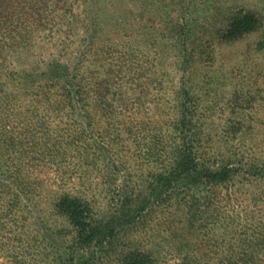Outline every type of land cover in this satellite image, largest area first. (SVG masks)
<instances>
[{"label":"rangeland","instance_id":"obj_1","mask_svg":"<svg viewBox=\"0 0 264 264\" xmlns=\"http://www.w3.org/2000/svg\"><path fill=\"white\" fill-rule=\"evenodd\" d=\"M28 1L17 0L16 10L31 14ZM33 1L43 20L35 18L38 22L29 31H19L17 43L7 38L0 61V79L14 97L13 109L19 113L32 106L29 94L35 90H24L30 81L43 80L45 85L50 72L61 75L68 68L70 77L89 94L92 126L64 118L67 139L71 141L78 131H90L93 138L82 140L88 144L105 140L120 168L107 172V159L96 146L98 167L84 164L82 170L81 159L88 154L81 151L87 147L73 141L67 166L33 171L39 180L33 201L3 205L9 212H3L0 222V264H80L101 252L94 247L80 253L71 249L73 228L56 210L64 194L88 200L103 223L128 213L126 220L136 219L133 227L118 231L116 249L106 264H119V252L139 251V206L147 207L156 197L150 176L163 170L156 161L161 148L158 136L168 141L170 151L182 145L178 124L183 106L193 111L198 137L210 156L244 158V163L255 160L264 170V0H48L41 6L40 0ZM247 10L261 18L258 31L238 41H222L218 32L226 15ZM183 44L194 50L186 62L180 50ZM53 82L60 85L63 80ZM99 90L107 93L106 107L122 111L105 115L96 97ZM60 113L55 111L49 121L58 122ZM18 122L13 119V125L19 126ZM238 128L242 132H236ZM248 170L234 174L217 190L216 201H226L234 210L226 219L240 221L236 231L247 222L264 219V187L256 183L255 171ZM230 201L240 202L232 206ZM158 216L155 212L149 219L153 229ZM13 218L24 227L14 224ZM211 223L206 220L196 232L189 229L185 234L189 232L193 240L198 235L205 250L216 251L223 248L222 242L210 239L225 229L212 231ZM175 225H155L158 240L147 236L141 241L142 249L154 250L163 259L161 264L177 263L172 254ZM226 230L233 234L229 227Z\"/></svg>","mask_w":264,"mask_h":264},{"label":"trees","instance_id":"obj_2","mask_svg":"<svg viewBox=\"0 0 264 264\" xmlns=\"http://www.w3.org/2000/svg\"><path fill=\"white\" fill-rule=\"evenodd\" d=\"M47 1L40 0V6ZM27 5L31 14L17 11V0H0V61L7 38L10 43H17L19 31H29V26L37 24L40 18L41 21L43 20L44 14L36 13L41 11L37 8L35 1L29 0ZM225 21L224 27L218 32V37L227 42L238 41L245 35L258 31L262 24L258 14L248 10L228 13ZM183 45V50L182 47L180 50L186 62L188 54L194 50L189 51L186 45ZM67 72L68 68H65L64 74L61 73V75L59 71H53L44 79L51 83V79L61 78L63 82L60 85H57V82L43 85V80L30 81L24 90L32 88L35 90L34 94H29V102L32 106L26 105L19 113L13 109L15 101L12 98L14 97L5 90V82L0 79V222L3 221V212H9L3 209L7 201L9 205L20 204V201H33V193L39 187V180L37 182L33 171L47 167L60 171L68 165V150L73 141L83 142L87 147L81 151L82 154H88L86 158L81 159L82 170H85L82 167L84 164L91 167L95 163L94 168L98 167L96 162L98 159L95 158L93 148L96 146L107 159L105 165L107 172L112 173L120 168L118 161H113L114 156L111 157L112 151L105 140L89 144L87 140H82V137H89L88 140L93 138L90 131H78L76 137H69L71 141L67 139L69 131L64 128L66 126L63 122L64 118L78 119L73 123L76 125H80L79 121H81L85 125L92 126V117L88 109L90 106L86 103L89 94L85 92L81 83H77L76 79L71 78ZM96 97L100 106H103L105 115L122 111L114 110L113 106L106 107V92L99 90ZM55 111L61 112L57 115L59 121L54 120V123H51L49 119H53L51 116ZM192 114V110L187 111V108L183 106L182 117L178 124L181 127L182 145L170 151L167 149L168 141L162 135L158 136L160 139L157 144L161 148L156 155V161L161 162L163 170L160 173H152L150 176L156 183V187L151 188L156 197L147 207L139 206V251L119 252V264H161L163 259L158 257L156 251L144 250L140 245L142 239L147 236L149 239L158 240L157 237L160 234L155 231V225L160 226L164 223L177 224L171 228L177 233L173 238L175 243L172 247V254L177 260L176 264H264V219L247 222L242 225L240 231H236L240 221L226 219L231 216L228 213L234 211L228 208L231 204L228 205L222 200L216 201L217 190L230 183L232 176L241 173L245 167L247 170L250 168L251 171H255L256 183L264 187V170L259 168L255 160L244 163V158L218 159L210 156L204 140L198 137L197 125L192 120ZM13 119L19 121V126L13 125ZM236 132L242 131L238 128ZM85 133L88 136H85ZM86 201L88 200L64 194L58 199L56 210L67 217L73 228L72 250L80 253L94 247L101 251L95 254L94 258L89 257L80 264H106L116 249L115 241L119 237L118 231L124 226L126 228V225L133 227L136 219L126 220L125 218L130 217L128 213L116 217L109 223H103L96 217L94 209ZM125 201L130 199L126 197ZM230 202L232 206H235L240 201ZM171 208L180 212L178 214L166 212ZM155 212L159 216L158 223L153 222V229L149 219ZM183 214L186 217L185 220ZM223 216L225 221L220 223ZM165 220L167 221L164 222ZM206 220H211L212 231L220 227L225 229L221 236L214 233L210 239L212 242H222L223 248L217 247L216 251H207L206 245L199 240L197 234L194 240L190 238L189 232L185 234L189 229L190 232H196L194 229L201 228ZM12 222L19 224L20 228L24 227L14 218ZM216 222H219L218 225ZM228 227L233 234L227 233ZM38 230L41 231L40 228ZM21 231L18 229L17 232ZM74 260L75 257L72 256L71 261Z\"/></svg>","mask_w":264,"mask_h":264}]
</instances>
